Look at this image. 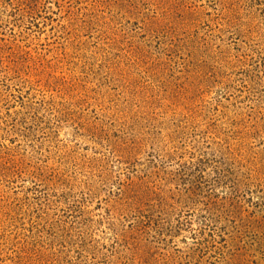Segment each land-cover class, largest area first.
I'll use <instances>...</instances> for the list:
<instances>
[{
    "label": "rangeland",
    "instance_id": "1",
    "mask_svg": "<svg viewBox=\"0 0 264 264\" xmlns=\"http://www.w3.org/2000/svg\"><path fill=\"white\" fill-rule=\"evenodd\" d=\"M0 264H264V0H0Z\"/></svg>",
    "mask_w": 264,
    "mask_h": 264
}]
</instances>
